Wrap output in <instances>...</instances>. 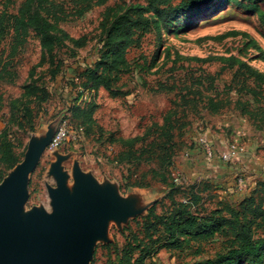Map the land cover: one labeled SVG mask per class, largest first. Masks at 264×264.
<instances>
[{
    "label": "rangeland",
    "instance_id": "obj_1",
    "mask_svg": "<svg viewBox=\"0 0 264 264\" xmlns=\"http://www.w3.org/2000/svg\"><path fill=\"white\" fill-rule=\"evenodd\" d=\"M131 2L135 0H105L81 17L57 22L55 27L63 46L55 53L54 65L61 61L62 67L54 78L35 32H28L12 58L10 36L0 35V134L6 133L20 162L30 140L42 138L63 120H70L69 109L73 104L83 106L92 102V123L86 119L75 121L84 125L87 133L75 144L68 142L58 149L47 147L43 152L29 176L22 213L26 216L34 209L51 213L47 187L56 188L49 171L57 160L67 176L68 190L74 187L73 171L77 167L99 186L110 187L121 201H129V196L132 199L130 206L137 214L123 221L108 222L106 237L94 243L89 264L118 262L131 232L128 228L135 230L134 220L145 217L156 203H163L166 210L170 206L166 199L170 189L158 182L151 181L147 189L128 187L136 177L155 168V161L147 160L148 153L136 163L118 159L126 151L127 140L141 138L151 125H161L170 109H176L177 118L186 124L174 131L176 152L170 183L183 187L201 183L202 189V184L206 185L203 203L207 209H214L219 204L237 206L251 197L257 183L264 182V86L253 84V78L246 79V72L238 69L243 64L264 74V24L260 19L264 17V0H212L166 24L155 18L151 31L143 36L139 46L120 45L124 63L119 60V79L113 83L112 92L99 89L90 99L88 96L81 101L80 91L90 85L86 71H101L96 64L103 62L102 31L110 19L109 9ZM19 4L18 0L8 11L15 12ZM3 9L0 3V11ZM244 85L259 95L254 99L246 94L242 90ZM34 89L45 91L47 100L41 102L40 91ZM209 97L225 99L229 106L217 115H209L206 109ZM239 100L250 102L249 110L261 112L251 119L242 117L236 105ZM212 118L226 124L218 127ZM207 131L222 135L226 148L237 142L242 149L237 160L223 162L235 166L231 170L232 185H225L227 188L194 171L195 161L204 157L199 139L207 141L204 135ZM213 148L218 157L217 148ZM244 154L247 169L245 163L239 167ZM11 171L0 165V183ZM247 171L258 175L251 184ZM145 180L150 182V176ZM161 212L158 205L157 213ZM223 240L219 237L204 246V253L197 258L189 252L162 251L147 258L145 264H197L213 260ZM108 244L112 245L105 248Z\"/></svg>",
    "mask_w": 264,
    "mask_h": 264
},
{
    "label": "trees",
    "instance_id": "obj_2",
    "mask_svg": "<svg viewBox=\"0 0 264 264\" xmlns=\"http://www.w3.org/2000/svg\"><path fill=\"white\" fill-rule=\"evenodd\" d=\"M17 1L0 0L4 8L0 11V35L2 38L8 36L11 38L10 58L24 44L28 32L33 31L40 37V47L49 60L52 78L62 67L61 61L54 65L55 53L63 46L55 24L81 17L92 7L105 2V0H19L17 10L9 12V7H14ZM210 1L212 0H135V3L110 8L108 11L110 19L104 24L102 31L105 49L102 53L103 62L96 64V68L101 67V71L97 73L94 70H87V83L90 82V85H85L82 89L93 91L94 94L99 89L112 92L113 83L119 79V60L124 63L121 46L127 47L131 44L139 46L143 36L151 31L155 18L166 24L179 14ZM260 19L264 24V17ZM238 69L246 72V79L253 78V84L264 86V74L256 73L243 64H240ZM242 90L254 99L259 95L256 90L245 85ZM34 91H40L41 102L47 100L48 95L45 91L37 89ZM206 100L209 115H217L229 106V102L222 98L209 97ZM253 103L259 104L256 100H253ZM91 105L92 102L83 106L73 104L69 109L70 123L82 127L85 133L87 129L84 125L75 121L86 119L91 124ZM236 105L242 117L248 119L261 112L249 110L250 102L239 100ZM262 106L264 107V102ZM176 113V109H170L163 117L161 125H151L141 138L127 140L124 144L126 151L118 156L119 161L136 163L148 153L147 160L155 161V168L136 177L128 187L147 189L151 187V181L158 182L170 189L166 197L170 206L166 210L163 203H156L149 208L145 217L134 220L135 230L128 228L131 232L120 260L108 264H145L147 258L162 251L189 252L193 258H197L204 253V246L219 237H223L224 240L214 259L197 264L245 262L264 264V182L257 183L251 197L242 200L237 206L219 204L214 209H207L203 203L202 193L207 188L206 185L202 184L204 187L202 189L201 183L187 187L170 183L172 158L176 152L173 143L174 131L186 126L180 122L181 119L177 118ZM14 149L6 133L0 134V165L6 170H12L20 162ZM147 175L150 176V182L145 180ZM158 205L162 208L160 214L157 213ZM111 245L108 244L105 248Z\"/></svg>",
    "mask_w": 264,
    "mask_h": 264
},
{
    "label": "water",
    "instance_id": "obj_3",
    "mask_svg": "<svg viewBox=\"0 0 264 264\" xmlns=\"http://www.w3.org/2000/svg\"><path fill=\"white\" fill-rule=\"evenodd\" d=\"M56 128L30 140L23 160L0 183V264H89L94 243L106 237L108 222L137 214L130 202L121 201L110 187L99 186L77 167L74 187L68 190L60 160L49 171L56 182L55 189L47 187L51 213H22L29 176Z\"/></svg>",
    "mask_w": 264,
    "mask_h": 264
},
{
    "label": "built area",
    "instance_id": "obj_4",
    "mask_svg": "<svg viewBox=\"0 0 264 264\" xmlns=\"http://www.w3.org/2000/svg\"><path fill=\"white\" fill-rule=\"evenodd\" d=\"M81 101L87 100L88 96H93L94 92L89 90H81ZM90 93L91 95H88ZM83 99V100H82ZM87 102V101H86ZM88 101L87 103H89ZM84 134L82 127H76L70 123L69 119L63 120L56 128L55 133L49 143L48 148L58 149L63 148L68 142L77 143ZM200 146L203 150L204 156L207 160L216 157V152L213 146L206 140L199 139ZM242 149L237 142L228 146L225 151L219 153V158L222 162L232 163L238 159ZM241 182V180H239Z\"/></svg>",
    "mask_w": 264,
    "mask_h": 264
},
{
    "label": "crops",
    "instance_id": "obj_5",
    "mask_svg": "<svg viewBox=\"0 0 264 264\" xmlns=\"http://www.w3.org/2000/svg\"><path fill=\"white\" fill-rule=\"evenodd\" d=\"M211 118V117H210ZM214 120V118H212ZM216 126L218 127H222L224 126L226 123L224 121H219V120H214ZM209 131H207V133H205V138L207 139V142H209L211 145H213L216 149V151L218 153L223 152L226 150V146L224 144V138L222 135H214V134H210L208 133ZM207 136V137H206ZM247 157L246 154L243 155V159L241 160V164H239V167H242V163L244 164L245 162L243 161L245 158ZM203 159H201V157L198 158L197 161H195V169L194 171L196 172V170L198 172H196L198 175L206 178L208 177L212 183L214 184H218L219 186H223V188H227V186L225 185H232L233 181V174L231 172V170L233 171L234 167H229L227 165H225L219 157H214L211 160H207L204 157H202ZM245 168L247 169L248 166L245 163ZM238 167V166H236ZM237 170V169H236ZM246 174L250 175L248 177V183L251 184L252 180L257 178L258 175L257 173H253L250 171L245 172ZM236 174V173H235ZM242 193H245V190H243Z\"/></svg>",
    "mask_w": 264,
    "mask_h": 264
},
{
    "label": "bare ground",
    "instance_id": "obj_6",
    "mask_svg": "<svg viewBox=\"0 0 264 264\" xmlns=\"http://www.w3.org/2000/svg\"><path fill=\"white\" fill-rule=\"evenodd\" d=\"M128 198H129V199H128V200H129L128 202H130V203H131V202H132V199H131V197L129 196ZM115 200H116V201H119L117 198H115Z\"/></svg>",
    "mask_w": 264,
    "mask_h": 264
}]
</instances>
